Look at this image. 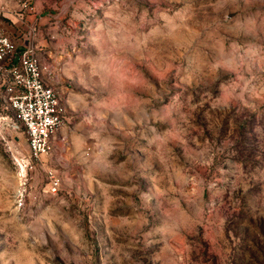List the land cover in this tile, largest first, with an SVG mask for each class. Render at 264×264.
I'll return each mask as SVG.
<instances>
[{
    "label": "rangeland",
    "instance_id": "1",
    "mask_svg": "<svg viewBox=\"0 0 264 264\" xmlns=\"http://www.w3.org/2000/svg\"><path fill=\"white\" fill-rule=\"evenodd\" d=\"M51 3L77 144L0 107V264H264V0Z\"/></svg>",
    "mask_w": 264,
    "mask_h": 264
},
{
    "label": "built area",
    "instance_id": "2",
    "mask_svg": "<svg viewBox=\"0 0 264 264\" xmlns=\"http://www.w3.org/2000/svg\"><path fill=\"white\" fill-rule=\"evenodd\" d=\"M32 29L28 31L26 44L19 47L0 27V76L7 91L4 109L14 112L16 128H24L30 149V171L34 161L53 149L50 139L65 123L67 110L62 104L59 89L48 85L43 72L48 70L32 43ZM60 179L53 175L48 187L56 191ZM26 188L18 191V199L23 204Z\"/></svg>",
    "mask_w": 264,
    "mask_h": 264
},
{
    "label": "crops",
    "instance_id": "3",
    "mask_svg": "<svg viewBox=\"0 0 264 264\" xmlns=\"http://www.w3.org/2000/svg\"><path fill=\"white\" fill-rule=\"evenodd\" d=\"M52 1L57 3V0H35L34 7H26L15 11V13L3 14L8 16V19L2 20L0 18V27L5 31L9 37L22 47L26 44L28 35H26L28 28L31 25L39 24L47 19H50L49 13L42 14L43 6H51ZM78 0H59V4L66 6L73 5ZM12 12V10H11ZM51 31H44L41 27L38 28L35 43L37 52L44 64L48 65V70L43 72L44 81L61 92L62 104L66 107L67 115L65 123L62 128L51 137L50 143L53 145V149L49 153L54 155L61 149V145L64 140H71L74 144H77V123L75 122V113L77 112V96L72 92L69 85L66 83V74L69 61L65 58L67 54L51 41L49 35L47 39L45 33L49 34ZM52 33V32H51ZM3 77L0 76V107L4 108L7 103V91L3 87Z\"/></svg>",
    "mask_w": 264,
    "mask_h": 264
}]
</instances>
